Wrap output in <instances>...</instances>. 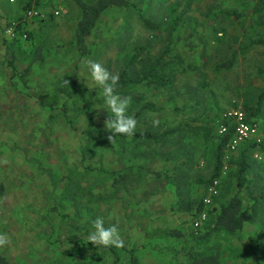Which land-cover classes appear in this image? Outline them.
Returning a JSON list of instances; mask_svg holds the SVG:
<instances>
[{"label": "rangeland", "instance_id": "obj_1", "mask_svg": "<svg viewBox=\"0 0 264 264\" xmlns=\"http://www.w3.org/2000/svg\"><path fill=\"white\" fill-rule=\"evenodd\" d=\"M129 1L134 7L103 14L88 39L90 54L81 58L75 38L81 9L74 0H43L45 19L28 20L30 39L9 45L0 59V162L7 161L0 163V233L11 240L0 254L12 264H118L133 255L184 259L186 248L219 246L224 264H264V168L249 161L241 196L255 219L242 232L215 229L210 220L195 228L216 140L206 146L192 132L191 140L171 145L145 143V153L131 143L133 135L129 142L117 135L111 144L104 128L109 110L86 64L100 62L120 76L136 53L165 55L173 86L138 83L118 92L132 98L128 113L138 122L135 133L187 125L198 132L211 127L218 109L258 106L264 92V24L258 23H264V11L254 12L257 0ZM22 15L19 5L0 0V32ZM4 46L0 37V54ZM234 55L232 68L220 67ZM140 67L132 65L129 76L140 77ZM74 73L79 84L70 86L72 95L60 94L59 85ZM41 96L47 105L56 101L54 119ZM146 102L155 111L138 115ZM256 114L264 124V101ZM18 128L21 134L13 133ZM236 192L234 173L214 205ZM98 216L105 226H118L123 248L88 242ZM171 228H185L187 240L161 234Z\"/></svg>", "mask_w": 264, "mask_h": 264}, {"label": "trees", "instance_id": "obj_2", "mask_svg": "<svg viewBox=\"0 0 264 264\" xmlns=\"http://www.w3.org/2000/svg\"><path fill=\"white\" fill-rule=\"evenodd\" d=\"M76 5L81 9L82 17L77 24L76 28V46L78 53L81 58H86L90 54V48L88 44V39L93 35L95 28L98 25L99 20L103 16V14L111 8H124L130 9L134 7V4L131 3L129 0H96L93 3H87L82 0H74ZM11 3V2H10ZM19 5V9L22 11L23 15L18 18L15 22L17 23L16 26V39L10 40L4 36V31L14 23L13 21L9 20L6 24L4 30H1L0 37H1V44L5 45L4 49H2L3 54L8 55V51L10 50V46L16 41L26 42L30 39L31 33L30 29L26 26V22L28 21L25 18V13L31 9H36L39 12H43V0H16L15 3ZM264 11V0H257L254 6L255 13H262ZM34 19H40L39 17H35ZM45 19V18H42ZM144 25L148 27L154 26L150 23L149 20L143 18ZM264 24L263 22L258 23V25ZM27 35V39H23V35ZM12 51V50H11ZM13 54V53H12ZM164 56L162 55L156 59L151 57L144 52H139L134 54L132 57L129 58L128 64L125 69L119 76V83L117 85V92H122L125 90H129L132 87L136 86L138 83H148L149 85H153L157 88H165L174 85V76L170 73L167 75V71L170 70L169 65L164 63ZM178 60H182L180 55L177 56ZM39 60V58L37 59ZM235 61V55L231 58L230 61L227 63H223L220 65L221 68H232V65ZM12 62V61H11ZM140 63V77L135 76L132 74L129 76V69L132 65L136 63ZM11 65V68L14 71V74H17L16 69L14 68V62L8 63ZM29 70V69H28ZM68 81V84L65 83ZM78 85L79 84V77L76 73L67 76L64 78L63 82L59 85L58 91L60 94H64L67 96H71L73 91H70L71 85ZM40 104L50 109L49 118L54 119L56 114L53 112V108L55 107L56 101L47 105L44 101V97L41 96ZM264 101V92L259 97L258 106L251 107L248 104L240 105L246 111H251L254 117L257 116V108L261 105ZM64 112L66 113L67 117V104L64 103ZM237 105H231L225 109H218L216 117L209 121L210 128H202L197 129L198 132L192 131V127L190 126H179L175 129H167L165 131L156 130V131H146L141 133H135L132 136L131 143H135L137 147V151L140 152H147L148 150L144 148V144H152L160 142L161 146L165 144V142H169L165 145H171L172 142H181L183 139L191 140L194 136L192 132L198 137V134L205 139L204 145L208 146V141L212 138L216 140V148L214 149L215 153L213 158L211 159L214 165V170L211 177L207 180L201 181L206 185V193L203 199L200 202V206L196 212V218H198L203 212L207 215V220L204 222L208 223V221H213L215 225V229L222 230L226 233L236 234L240 233L244 230L247 224L251 223L255 219L254 213L246 206L241 193L248 187L249 181L247 180L246 176L249 173L251 166L249 161L251 160L253 163L262 166L260 162L254 159L253 154L256 150H258L257 146L246 143L242 145L238 152H235L228 156V160L225 161L227 156V149L228 144L231 141L234 130H231L229 133L225 135L219 134V128L221 124L226 123L223 120L222 115L224 112L229 110L231 107ZM155 111V107L152 105L151 102L144 103L140 111H138V115L142 113H152ZM68 122H70L69 118H66ZM107 119V116L104 117V120ZM91 125V124H90ZM213 125V126H212ZM188 129V130H187ZM120 139L124 141H128V136L118 135ZM192 142V141H191ZM148 144V145H150ZM134 145V144H133ZM135 146V145H134ZM197 153H195L196 155ZM208 160V159H207ZM210 160V159H209ZM187 165L190 167L193 166V162L187 161ZM227 166V170L224 172V167ZM194 167V166H193ZM230 168L232 171H230ZM225 173V174H224ZM235 173V179L237 182V192L231 196V198L225 202L220 203L219 206L214 205L217 200L221 197L222 190L224 189L225 181L230 177L231 174ZM114 174V173H112ZM215 180H219V194L217 196H212V202L209 205L204 203V198L208 196V188L209 186L213 185ZM98 199L95 200V203L98 204ZM197 220V219H196ZM203 226V225H202ZM201 226V227H202ZM198 228V229H201ZM162 235L172 239V240H181L186 239L187 234L180 228H171L161 231ZM189 238V235H188ZM187 240V239H186ZM184 259L187 261V264H224L222 250L219 246H213L206 250H199L193 247L186 248L184 251ZM134 256V255H133ZM133 259H135L133 257ZM0 264H12L9 259L5 256L0 254Z\"/></svg>", "mask_w": 264, "mask_h": 264}, {"label": "clouds", "instance_id": "obj_3", "mask_svg": "<svg viewBox=\"0 0 264 264\" xmlns=\"http://www.w3.org/2000/svg\"><path fill=\"white\" fill-rule=\"evenodd\" d=\"M91 80L101 89V95L109 110L107 119L104 121V128L111 133L107 137L112 144L117 135L131 136L137 129V120L134 115L128 113L131 105V96H123L117 92L119 74L111 73L100 62L86 61ZM68 84V81H65ZM157 122H154V124ZM0 163H7L2 161ZM93 231L87 234V240L94 246L123 248L124 240L120 235L117 225L105 226L102 216L96 217L92 222ZM11 243L10 237L6 233H0V248Z\"/></svg>", "mask_w": 264, "mask_h": 264}, {"label": "built area", "instance_id": "obj_4", "mask_svg": "<svg viewBox=\"0 0 264 264\" xmlns=\"http://www.w3.org/2000/svg\"><path fill=\"white\" fill-rule=\"evenodd\" d=\"M11 3H15L16 0H9ZM59 13L56 12V15ZM35 17L45 18L46 16L36 9H31L25 13V18L31 20ZM16 26L17 23L14 22L10 27L4 31V36L10 40L16 39ZM23 39H27V35L22 36ZM222 118L226 123L221 124L219 128V134L225 135L231 130H234L233 137L228 144L226 160L231 154L238 152L242 145L246 143H251L257 146L258 150L253 154L254 159L264 165V124L259 123V121L253 116L251 111H246L240 105L233 106L229 110L223 113ZM227 166L224 167V172L227 170ZM225 174V173H224ZM220 181L215 180L213 185L208 188V196L204 198V203L206 205L211 204L212 196H217L219 194L218 186ZM207 220V215L203 212L195 221V228H200L204 222Z\"/></svg>", "mask_w": 264, "mask_h": 264}, {"label": "crops", "instance_id": "obj_5", "mask_svg": "<svg viewBox=\"0 0 264 264\" xmlns=\"http://www.w3.org/2000/svg\"><path fill=\"white\" fill-rule=\"evenodd\" d=\"M1 54H0V59H3V57H5L6 55L3 53H1ZM3 110H4L3 108L2 109L0 108V112H2ZM23 116H24L23 113H20L18 115L19 119H22ZM8 131L9 132H6V134L7 133L11 134V132H13V129L8 130ZM13 133L21 134V129L18 128ZM3 134H5V133H3ZM182 230L184 231L185 234H189V232H187V230L185 228H182ZM130 263L131 264H187V261L185 259H133V256H132V259H119V262H118V264H130Z\"/></svg>", "mask_w": 264, "mask_h": 264}]
</instances>
